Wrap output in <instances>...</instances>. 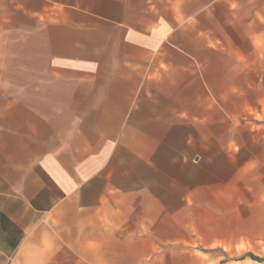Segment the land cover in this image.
<instances>
[{"label":"crops","instance_id":"crops-1","mask_svg":"<svg viewBox=\"0 0 264 264\" xmlns=\"http://www.w3.org/2000/svg\"><path fill=\"white\" fill-rule=\"evenodd\" d=\"M204 121L264 138V0H0V264H251L264 149H156Z\"/></svg>","mask_w":264,"mask_h":264},{"label":"rangeland","instance_id":"rangeland-1","mask_svg":"<svg viewBox=\"0 0 264 264\" xmlns=\"http://www.w3.org/2000/svg\"><path fill=\"white\" fill-rule=\"evenodd\" d=\"M229 126L230 123L227 122L218 124L211 121H204L203 130L201 131L202 137L159 138L156 139V149H172L173 157L179 152L176 149H203V165L201 168L193 171V177H203L205 180L210 181L226 179L229 176L227 165L218 161L207 162L206 159L217 155L216 152L219 149H264V138H250L248 135L238 136V131L231 129ZM240 134H243V132ZM163 142L165 143L163 144ZM190 156L194 160L195 155ZM183 173L178 164L172 165L171 177L173 179H180L183 177ZM179 221V218H173L174 223ZM193 221L195 222L196 220L194 219ZM245 256L251 261V264H264V253L259 255L248 253ZM253 257L258 259V261L253 260Z\"/></svg>","mask_w":264,"mask_h":264},{"label":"trees","instance_id":"trees-1","mask_svg":"<svg viewBox=\"0 0 264 264\" xmlns=\"http://www.w3.org/2000/svg\"><path fill=\"white\" fill-rule=\"evenodd\" d=\"M253 260L258 261V259H255L254 257H253Z\"/></svg>","mask_w":264,"mask_h":264}]
</instances>
